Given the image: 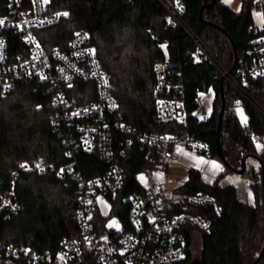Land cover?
I'll return each mask as SVG.
<instances>
[{
  "label": "trees",
  "instance_id": "obj_1",
  "mask_svg": "<svg viewBox=\"0 0 264 264\" xmlns=\"http://www.w3.org/2000/svg\"><path fill=\"white\" fill-rule=\"evenodd\" d=\"M7 1L0 0V12ZM181 1L185 21L224 65L232 69L246 58L251 41L258 35L251 12L253 0H243L238 13L221 0L214 4L213 0ZM51 7L67 15L58 24L44 29V35L52 45H58L76 30L91 33L124 123L143 132L192 133L210 145L209 156H219L227 171L244 172L243 159L259 156V170L253 174V204L242 201L235 186L205 182L199 171L190 170L181 192L217 195L221 213L212 214V227L200 234V255L195 258L190 251L186 260L173 264H264V205L258 203L260 192L264 200V147L259 150L253 139L256 136L264 141V117L225 80L222 82V76L211 64L193 63L192 41L181 28L167 25L165 9L158 0H51ZM262 8L264 13V5ZM158 62L170 64L175 74L171 79L183 86V99L189 111L186 125L154 120L152 70ZM80 87L83 90L92 87L94 94L81 97L79 103L96 99L92 84L82 82ZM210 90L214 98L212 111L208 121L202 122L194 113L195 100L200 93ZM222 93L225 105L218 136ZM254 94L264 101L263 90L254 89ZM238 101L245 107L247 123L242 124L236 115ZM53 111L52 95L32 81H19L6 96L0 94V179L8 184L17 175L15 188L21 204L17 213L2 219L0 240L37 252L57 251L65 237L77 233L75 176L86 179L101 175L110 165L97 148L67 154L62 136L49 118ZM113 137L118 150L127 135L114 131ZM113 162L126 175L125 185L115 198L120 207L121 200L142 188L139 173L153 167L155 162L130 149L124 155L117 151ZM38 164L53 165V169L38 173L35 169ZM20 165L29 168L22 170ZM112 214L123 218L126 210L118 208Z\"/></svg>",
  "mask_w": 264,
  "mask_h": 264
},
{
  "label": "built area",
  "instance_id": "obj_2",
  "mask_svg": "<svg viewBox=\"0 0 264 264\" xmlns=\"http://www.w3.org/2000/svg\"><path fill=\"white\" fill-rule=\"evenodd\" d=\"M158 1L165 9L167 25L181 28L192 41L193 63L211 64L223 81L264 117V101L254 94V89L264 92V24L254 27L258 35L251 41L246 58L229 69L185 21L181 0ZM263 5L264 0H258L257 6L262 8ZM64 13L67 12L53 10L51 0L7 1L0 12V20L6 22L0 26V94L6 96L17 82L23 80L42 85L52 95L54 111L49 118L55 131L62 136L67 154L91 152L97 148L110 165L101 175L86 179L75 176L78 231L65 237L59 250L37 252L0 240V264H173L184 261L193 251L195 238L212 227V214L220 215L218 197L199 192L168 198L161 185L151 181L152 171L161 164L180 161L187 148L209 156L210 145L192 133L143 132L124 123L91 33L85 29L76 30L65 43L58 45H52L44 35V29L66 17ZM152 71V92L156 99L154 120L186 125L189 111L183 99L182 84L171 79L175 77L173 67L158 62ZM82 82L94 86L95 100L78 102L81 97L94 94L92 87L83 90ZM203 94L195 100L194 113L198 120L206 122L214 98L206 100L210 104L207 106ZM114 131L127 135L118 150L113 145ZM253 139L258 144L264 143L256 136ZM129 149L145 154L155 164L144 171L150 178L149 185H142L141 189L121 200L119 207L115 198L125 185L126 175L113 159L117 151L124 155ZM38 165L35 167L38 173L53 169V165ZM23 166L20 165L22 170L29 168ZM16 183V174L8 184L0 179V229L3 218L21 209ZM99 197L110 201L112 212L118 208L126 210L125 217L116 215L118 227L107 226V220L99 210Z\"/></svg>",
  "mask_w": 264,
  "mask_h": 264
},
{
  "label": "rangeland",
  "instance_id": "obj_3",
  "mask_svg": "<svg viewBox=\"0 0 264 264\" xmlns=\"http://www.w3.org/2000/svg\"><path fill=\"white\" fill-rule=\"evenodd\" d=\"M221 2L229 6L236 13L240 12L243 6V0H221ZM257 3L258 0H253L251 12L254 26L260 27L264 24V13L263 9L257 6ZM212 96V93H205L202 95L207 106L210 104L206 100L211 99ZM239 107L248 120L244 105L239 103ZM235 112L239 121L242 123L241 116L237 112V106ZM259 145L261 146L259 150H262L264 143H260ZM257 157L259 158L258 155L248 158L246 160L245 171L240 173L227 171L226 165L219 156H207L187 148L184 150L180 161L167 162L166 164H161V166L159 165V167L154 168L151 181L160 184L168 198L174 197L182 193L181 187L189 180L190 170L194 169L200 172L201 178L205 182L211 183L218 181L221 186H235L240 199L249 204H253L255 199L254 190L252 188V183L254 182L253 174L258 172L260 166ZM213 165H219V167L215 168ZM138 177L143 186L149 185L150 178L145 172L139 173ZM258 203L261 206L264 205L262 192L259 193ZM98 206L101 215L107 220V226L112 224L113 221L115 222L114 226H116L118 224V217L112 214V205L110 201L106 197H99ZM200 248L201 242L199 237H196L193 245L195 258L200 255Z\"/></svg>",
  "mask_w": 264,
  "mask_h": 264
},
{
  "label": "snow or ice",
  "instance_id": "obj_4",
  "mask_svg": "<svg viewBox=\"0 0 264 264\" xmlns=\"http://www.w3.org/2000/svg\"><path fill=\"white\" fill-rule=\"evenodd\" d=\"M64 15H67V13H64ZM6 22L4 21V20H0V26H3L4 24H5ZM163 47V46H162ZM42 79H43V77H41ZM69 87H71V85L69 84ZM237 112L240 114V116H241V120H242V123H247V117L246 116H244V113H243V111H242V109H240V107H239V101L237 102ZM74 115H78V113H74ZM261 146L258 144L257 145V148L259 149ZM22 167H24L23 165H22ZM37 167H39V165H37ZM213 167H215V168H218L219 167V165H213ZM64 170L62 169L61 170V172H63ZM91 203V202H90ZM115 225V222L113 221V223L112 224H109L108 225V227H113ZM116 227H118V225H116Z\"/></svg>",
  "mask_w": 264,
  "mask_h": 264
},
{
  "label": "water",
  "instance_id": "obj_5",
  "mask_svg": "<svg viewBox=\"0 0 264 264\" xmlns=\"http://www.w3.org/2000/svg\"><path fill=\"white\" fill-rule=\"evenodd\" d=\"M216 2V0H213V4ZM223 82V79L221 80ZM221 90H222V87H221ZM222 98H223V104H222V110H221V113H220V118H219V125H218V129H217V134L219 136L220 134V126H221V118H222V114H223V110H224V105H225V100H224V95L222 93ZM245 161L246 159H243V163H242V166L245 167ZM262 170L264 171L263 169V166H262ZM240 173H242L243 171H239ZM263 252H264V249H263ZM263 252L261 253L260 257L263 255Z\"/></svg>",
  "mask_w": 264,
  "mask_h": 264
}]
</instances>
